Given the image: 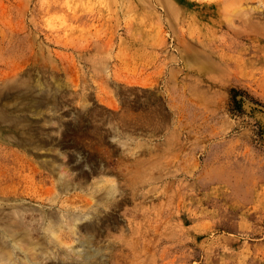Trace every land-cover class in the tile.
I'll use <instances>...</instances> for the list:
<instances>
[{
  "label": "rangeland",
  "instance_id": "obj_1",
  "mask_svg": "<svg viewBox=\"0 0 264 264\" xmlns=\"http://www.w3.org/2000/svg\"><path fill=\"white\" fill-rule=\"evenodd\" d=\"M234 91L264 107V0H0V264H264Z\"/></svg>",
  "mask_w": 264,
  "mask_h": 264
},
{
  "label": "trees",
  "instance_id": "obj_2",
  "mask_svg": "<svg viewBox=\"0 0 264 264\" xmlns=\"http://www.w3.org/2000/svg\"><path fill=\"white\" fill-rule=\"evenodd\" d=\"M234 94L235 97L232 100L234 106L233 110L239 113L241 112V110H245L250 115L257 117L262 123L264 116V107L261 106V103L257 101H255V104L250 103V101H248L246 97H244L245 93H243L242 91H234ZM262 129L264 128L262 127Z\"/></svg>",
  "mask_w": 264,
  "mask_h": 264
},
{
  "label": "bare ground",
  "instance_id": "obj_3",
  "mask_svg": "<svg viewBox=\"0 0 264 264\" xmlns=\"http://www.w3.org/2000/svg\"><path fill=\"white\" fill-rule=\"evenodd\" d=\"M6 244H7L6 246L8 247V250L4 254H2V256H5L7 259L12 261L10 264H29V259H28L27 254H25V258L23 260H17V258L15 257L16 252L14 251L15 249L14 241L13 239H11V237L7 240ZM31 264H36V263L32 262Z\"/></svg>",
  "mask_w": 264,
  "mask_h": 264
}]
</instances>
